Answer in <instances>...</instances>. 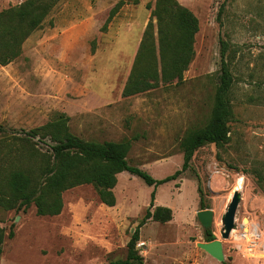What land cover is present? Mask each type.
Masks as SVG:
<instances>
[{
  "label": "rangeland",
  "instance_id": "rangeland-1",
  "mask_svg": "<svg viewBox=\"0 0 264 264\" xmlns=\"http://www.w3.org/2000/svg\"><path fill=\"white\" fill-rule=\"evenodd\" d=\"M25 1L0 0V13L10 14ZM118 1L57 0L41 25L14 47L17 56L0 65V157L9 147L14 153L21 148L24 131L65 113L74 134L98 141L127 139L130 165L156 179L173 174L182 166L183 135L210 116L224 40L233 79L229 139L220 147H199L186 170L156 187L151 211L167 206L172 216L166 222L147 220L136 247L144 264H264V0H177L198 19L194 55L183 80L160 81L128 97L121 91L150 18L145 4L155 0H122L103 30ZM153 24L156 38L155 19ZM11 51L3 49L0 58ZM49 144L38 137L25 142L27 150L42 152ZM235 189L240 200L234 226L222 238L221 217ZM152 190L140 177L122 171L111 207L100 201L92 184L64 191L63 208L54 216L37 215L33 204L25 210L0 207L5 234L0 264L123 259ZM205 208L213 211L208 229L222 240V261L197 246L206 240L196 212ZM252 229L256 234L242 236Z\"/></svg>",
  "mask_w": 264,
  "mask_h": 264
},
{
  "label": "trees",
  "instance_id": "trees-1",
  "mask_svg": "<svg viewBox=\"0 0 264 264\" xmlns=\"http://www.w3.org/2000/svg\"><path fill=\"white\" fill-rule=\"evenodd\" d=\"M56 1L26 0L12 13H0V51L12 49L10 55L0 58V65L7 64L17 56L18 50H14V47H18L32 30L41 25ZM123 4L124 1L120 0L110 9L103 30ZM145 7L150 10V18L122 88L123 97L153 89L160 81H182L183 72L194 55L193 42L198 31V19L190 9L177 0H155L154 3L147 2ZM222 11L223 6L220 5L218 18ZM225 53L226 42L220 40V75L210 116L203 126L189 129L183 135L179 143L183 152L182 166L173 174L160 179L154 178L147 171L128 163L127 154L131 146L129 140L84 139L70 130L69 117L65 113H59L41 126L24 131V136L19 138L22 141L21 148L14 153L9 147L0 157V207L6 210H25L33 204L37 215L54 216L63 208L62 193L81 184H92L100 201L111 207L116 203L113 188L117 183V174L128 171L140 177L147 185L153 186V190L149 206L127 242L125 258L108 264H144L143 256L136 247L140 228L149 219L166 222L172 216L171 209L167 206L157 205L151 211L156 187L175 179L186 170L199 147L209 143L220 147L229 139L228 122L233 114L229 91L233 79ZM0 131H3L2 127ZM35 137L40 140L48 139L49 149L43 152L38 149L27 150L25 142ZM29 156L37 160L36 165L30 163ZM200 203L204 207L202 198ZM204 232L206 241L215 239L211 229ZM7 236L12 238L13 232L10 230ZM4 237V229L0 226V254Z\"/></svg>",
  "mask_w": 264,
  "mask_h": 264
},
{
  "label": "water",
  "instance_id": "water-1",
  "mask_svg": "<svg viewBox=\"0 0 264 264\" xmlns=\"http://www.w3.org/2000/svg\"><path fill=\"white\" fill-rule=\"evenodd\" d=\"M240 200V192L238 189H235L232 193L230 201L226 207L225 212L221 217L222 228L220 230V234L222 238H227L234 226V215L236 212V208L238 202ZM196 216L200 224L202 225L204 230H207L213 220V211L212 209L205 208L200 209L196 212ZM197 246L202 248L204 251L209 253L211 256L216 258L219 261L224 259L223 254V245L221 239H213L211 241H199L197 242Z\"/></svg>",
  "mask_w": 264,
  "mask_h": 264
},
{
  "label": "bare ground",
  "instance_id": "bare-ground-1",
  "mask_svg": "<svg viewBox=\"0 0 264 264\" xmlns=\"http://www.w3.org/2000/svg\"><path fill=\"white\" fill-rule=\"evenodd\" d=\"M241 185V181L238 182V187ZM251 223V222H250ZM249 224L246 223V227L248 226ZM251 227V226H250ZM251 232V233H250ZM257 230L255 229H252L251 231H245L242 236H247L249 234H256Z\"/></svg>",
  "mask_w": 264,
  "mask_h": 264
}]
</instances>
